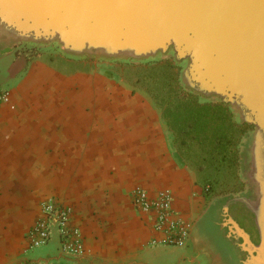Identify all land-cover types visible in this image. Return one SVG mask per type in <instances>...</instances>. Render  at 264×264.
Masks as SVG:
<instances>
[{
  "label": "crops",
  "instance_id": "1",
  "mask_svg": "<svg viewBox=\"0 0 264 264\" xmlns=\"http://www.w3.org/2000/svg\"><path fill=\"white\" fill-rule=\"evenodd\" d=\"M141 64L68 58L54 46L29 55L0 42V91L9 92L0 106V264L199 263L189 242L171 262V248L182 247L162 244L132 204L137 188H169L177 212L195 220L206 203L200 176L180 160L162 109L138 80ZM51 197L73 207L83 254L61 252L56 225L47 244L28 249Z\"/></svg>",
  "mask_w": 264,
  "mask_h": 264
},
{
  "label": "water",
  "instance_id": "2",
  "mask_svg": "<svg viewBox=\"0 0 264 264\" xmlns=\"http://www.w3.org/2000/svg\"><path fill=\"white\" fill-rule=\"evenodd\" d=\"M0 42L105 62L173 57L191 94L253 128L255 195L232 199L254 215L259 242L229 220L243 264H264V0H0Z\"/></svg>",
  "mask_w": 264,
  "mask_h": 264
},
{
  "label": "trees",
  "instance_id": "3",
  "mask_svg": "<svg viewBox=\"0 0 264 264\" xmlns=\"http://www.w3.org/2000/svg\"><path fill=\"white\" fill-rule=\"evenodd\" d=\"M175 135L181 161L195 165L206 199L216 183L236 178L250 125L222 103L203 102L182 84L173 59L134 66ZM248 151V150H246Z\"/></svg>",
  "mask_w": 264,
  "mask_h": 264
},
{
  "label": "built area",
  "instance_id": "4",
  "mask_svg": "<svg viewBox=\"0 0 264 264\" xmlns=\"http://www.w3.org/2000/svg\"><path fill=\"white\" fill-rule=\"evenodd\" d=\"M40 48L32 45H20L18 51L34 55ZM9 100V92L0 91V106ZM133 206L148 215L153 228L160 233V242L168 246L185 247L190 240V219L182 216L174 207V196L169 188L151 195L144 188L132 193ZM72 206L51 197L42 201L40 213L28 232V249L45 245L51 238L53 225L57 226L60 238V250L68 255H81L85 252L82 230L73 224ZM22 264H71L70 262H38L25 259Z\"/></svg>",
  "mask_w": 264,
  "mask_h": 264
},
{
  "label": "flooded vegetation",
  "instance_id": "5",
  "mask_svg": "<svg viewBox=\"0 0 264 264\" xmlns=\"http://www.w3.org/2000/svg\"><path fill=\"white\" fill-rule=\"evenodd\" d=\"M244 149L248 150L253 141L254 133L250 125ZM242 151L240 157V180L227 191L210 192L203 210L193 221L190 228V240L198 264H243L246 252L240 247L242 239L231 232L233 225L229 219H234L250 233L254 243L259 242V236L254 224V215L241 203L233 201V197L246 196L254 198L256 185L250 179L252 151ZM229 209L226 213L224 205Z\"/></svg>",
  "mask_w": 264,
  "mask_h": 264
},
{
  "label": "rangeland",
  "instance_id": "6",
  "mask_svg": "<svg viewBox=\"0 0 264 264\" xmlns=\"http://www.w3.org/2000/svg\"><path fill=\"white\" fill-rule=\"evenodd\" d=\"M164 59H173L174 60L173 57L164 58ZM180 70H181V68H180ZM183 164H186L187 167L190 170H192L193 172H195L197 179L199 178V176H198L199 173L197 172V169H196V166L195 165L190 164L188 161H183ZM238 181H241L240 180V171H238V175L236 176V178L231 179L230 182L224 181V182H222L220 184L219 183H216L215 188H214V191H218V190H219V192L227 191V190H229L233 186V184H235ZM198 183L202 187V185H201L202 183H200L199 180H198ZM193 221L194 220H190L191 225H192ZM183 250H184L183 247L182 248H171V250H170L171 251V254H170V256H168V259H170L171 262H173V263L178 262L180 260L181 256L184 254V251ZM164 260H166V259H163V261ZM182 264H187V263L185 262V263H182Z\"/></svg>",
  "mask_w": 264,
  "mask_h": 264
}]
</instances>
